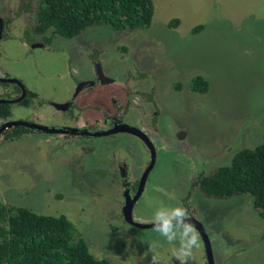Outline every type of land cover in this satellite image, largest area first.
Returning <instances> with one entry per match:
<instances>
[{
  "label": "rangeland",
  "instance_id": "1",
  "mask_svg": "<svg viewBox=\"0 0 264 264\" xmlns=\"http://www.w3.org/2000/svg\"><path fill=\"white\" fill-rule=\"evenodd\" d=\"M153 2L155 14L149 29L133 32L95 26L83 36H90L102 47L124 45L142 66L148 67L170 97L162 124L167 129H187L192 147L214 159L208 166L213 174L220 167L230 166L238 151L254 149L264 139V0ZM176 21L177 26H173ZM64 48L30 51L13 37L3 41V67L13 70L29 90L49 100H62L63 81L70 82L67 87L73 90V72L86 77L90 70L86 62L84 68L72 61ZM198 75L209 82L205 94L189 89L191 79ZM14 110L16 118H30L27 109ZM68 149L48 152L50 149L26 139L3 144L0 201L38 214L65 215L84 235L96 258L128 264L133 257L119 248L122 240L100 225L92 209L95 200L74 182L81 150L67 156L64 152ZM186 163L184 157L174 153L158 161L152 173L157 184L142 201V214L152 216L157 208L172 202L163 189L175 185L176 179L169 177H178ZM197 206L202 220L208 218L204 220L208 228L221 231L228 246L241 248L240 264H264V219L251 196L203 197ZM182 229H174L176 239L172 243L158 232L140 233L141 243L149 248L143 258L145 264H154L153 258L155 264H174L172 256L180 250ZM199 255L198 251V260Z\"/></svg>",
  "mask_w": 264,
  "mask_h": 264
},
{
  "label": "flooded vegetation",
  "instance_id": "2",
  "mask_svg": "<svg viewBox=\"0 0 264 264\" xmlns=\"http://www.w3.org/2000/svg\"><path fill=\"white\" fill-rule=\"evenodd\" d=\"M41 1L0 0V147L26 139L50 149L48 152L68 147L67 156L80 149L74 182L93 197L92 209L100 225L117 234L122 240L119 248L134 262L145 264L149 249L138 235L154 231L142 225L154 223L158 213L170 217L171 208L183 207L200 237V248L194 249L195 258L187 264H240L241 248L225 244L221 231L208 228V218L202 220L198 212L203 197L212 198L203 193L202 186L212 175L208 166L214 159L192 147L189 131L183 126L167 129L162 124L170 97L155 76L124 45L102 47L84 34L67 39L52 30L39 32L36 18ZM13 37L30 51L66 47L72 61L84 68L88 64L89 74L83 77L78 72L79 77L73 72L74 89L64 80V99H46L29 90L13 70L3 67V41ZM15 107L27 109L30 118H16ZM168 153L187 160L178 177H169L176 179L175 185L163 189L172 202L157 208L152 216L142 214V201L157 184L152 173ZM172 226L183 228L179 220H173ZM172 258L174 264H181L176 253ZM132 261L128 264H136Z\"/></svg>",
  "mask_w": 264,
  "mask_h": 264
},
{
  "label": "trees",
  "instance_id": "3",
  "mask_svg": "<svg viewBox=\"0 0 264 264\" xmlns=\"http://www.w3.org/2000/svg\"><path fill=\"white\" fill-rule=\"evenodd\" d=\"M154 14L153 0H42L36 22L39 32L52 30L72 39L95 26L146 30ZM189 87L205 94L209 82L196 76ZM202 190L206 196L220 199L249 195L264 219V139L254 149L238 151L230 166L218 168L205 180ZM0 264L111 263L91 253L86 238L67 216L38 214L0 201Z\"/></svg>",
  "mask_w": 264,
  "mask_h": 264
},
{
  "label": "clouds",
  "instance_id": "4",
  "mask_svg": "<svg viewBox=\"0 0 264 264\" xmlns=\"http://www.w3.org/2000/svg\"><path fill=\"white\" fill-rule=\"evenodd\" d=\"M172 215L165 217L163 214H156L154 217V224H158L162 221V226L154 228V231L158 232L161 236L165 237L169 243H172L176 239V231L172 226L173 220H179L183 225L182 235L180 237V250L176 253L177 259L181 264H187L189 259H194V249L200 248L199 232L195 225L190 222L187 209L183 207L171 208ZM187 220L188 223L184 224ZM155 264V258H153Z\"/></svg>",
  "mask_w": 264,
  "mask_h": 264
},
{
  "label": "water",
  "instance_id": "5",
  "mask_svg": "<svg viewBox=\"0 0 264 264\" xmlns=\"http://www.w3.org/2000/svg\"><path fill=\"white\" fill-rule=\"evenodd\" d=\"M24 126H27L26 124H23ZM158 226H162V223L154 224V223H149L146 224L145 226L142 225L143 228H156Z\"/></svg>",
  "mask_w": 264,
  "mask_h": 264
}]
</instances>
